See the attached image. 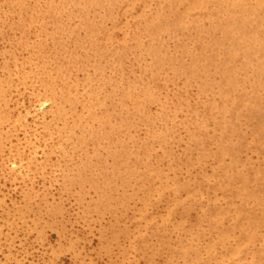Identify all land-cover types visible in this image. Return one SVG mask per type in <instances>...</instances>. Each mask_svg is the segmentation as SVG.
Wrapping results in <instances>:
<instances>
[{
  "label": "rangeland",
  "instance_id": "rangeland-1",
  "mask_svg": "<svg viewBox=\"0 0 264 264\" xmlns=\"http://www.w3.org/2000/svg\"><path fill=\"white\" fill-rule=\"evenodd\" d=\"M233 1L227 9L221 0H82L65 16L40 10L45 32L39 23L22 29L21 18L2 21L0 264H184L164 244L178 246L204 222L192 196L231 205L239 222L243 207H264V98L250 92L251 80H264V0ZM104 32L107 53L94 43ZM68 85L79 101L57 92ZM188 91L181 106L167 105V94ZM76 102L92 107L79 112ZM165 116L174 121L163 132ZM113 178L119 184L108 190L121 188L127 212L114 198L99 202V181ZM140 185L153 203L136 200ZM138 212L148 229L132 245L150 244L149 261L123 234ZM163 219L161 231L149 227ZM112 229L117 239L106 245ZM201 229L194 248L209 255L213 232ZM211 257L208 264H264V246Z\"/></svg>",
  "mask_w": 264,
  "mask_h": 264
},
{
  "label": "bare ground",
  "instance_id": "bare-ground-1",
  "mask_svg": "<svg viewBox=\"0 0 264 264\" xmlns=\"http://www.w3.org/2000/svg\"><path fill=\"white\" fill-rule=\"evenodd\" d=\"M109 1L111 3L117 5L118 7L121 6L118 4L119 3L118 0H109ZM30 2H33V3H30ZM73 2H75V3L76 2H82V0H65L63 3H60V2L54 3L50 0H19V1L0 0V30H2V27H3L1 24L9 25V23H4V22L2 23V21H6L5 19L12 16L10 18L15 17V18H21L22 19L21 20L22 21L21 22L22 29L28 30L27 27L30 24L39 23L40 25H42L44 27V32H45L46 28L51 27V25L48 22L41 23V21L39 20V13L41 14V12H39V11L40 10L43 11L44 8L47 7L50 10L51 14L56 15V16H65L68 12L70 4H72ZM4 4L10 5L11 9L8 12L7 11L5 12L3 10ZM220 4L222 7H224V5H225L226 8L229 9V7H230L229 5L234 4V1L233 0H221ZM1 8H2V10H1ZM256 17H258V16H256ZM10 18H8L7 20H9ZM257 20L260 21L261 18L258 17ZM106 34H107V32H104V36H105L104 41L102 40L101 42H98V43L94 42L95 45L97 47L101 48L104 52L106 51V48L109 47L108 42L106 41ZM246 45L248 46V47H246L248 50L252 51L255 49L254 41L247 42ZM23 47H24V45H23ZM106 53H107V51H106ZM169 57H170V59H173V58H171V56H169ZM124 69H125V76L128 77L129 76L128 70L126 67H124ZM195 72H196V70H195ZM245 72H246V75L248 77L253 76L252 74H255V72L252 73L249 70H246ZM198 73L200 74L201 72H198ZM195 74H197V72ZM201 76H204V75L201 74ZM205 76H204V78H205ZM208 76H209V74H208ZM166 79H167V77H166ZM204 80H207V78ZM251 81H252V84L250 85V92L253 91L252 93L255 94V96L261 97L263 99L264 98V80L262 82L260 80V78L257 77ZM227 82H229V81H227ZM194 87H195V94L197 96L196 98H198V96L203 94L202 91L204 90V84H203V86L202 85H194ZM59 90H61V89H59ZM211 90H213V89H211ZM57 92L60 95L67 96L72 100H78L79 101L80 96H81L80 92L77 91L75 88H73L70 85H68L66 87V90H64V92H60V91H57ZM188 95H191L190 91L182 92L176 99L171 95V93L167 94V97H166L167 105L172 106V104H175V105L177 104L178 106H181L182 102L186 99V97ZM178 99H180V100H178ZM76 105H77V110L79 112H81L84 109H87L86 106L92 107L90 102H86V106L82 103H79V102H76ZM197 107L198 106L194 105L193 108H191V109L195 110V109H197ZM210 110H211V108H210ZM210 112H211V114L213 113L212 110ZM91 119H92V115L90 114V112H87L86 121H90ZM173 121L174 120H173L172 116H170V117L165 116V119L163 121L164 126H162L163 132H166L167 129H170L173 127V124H172ZM66 153H68V152H66ZM77 155H78V153H77ZM156 176H158V174H156ZM221 178H224V176L220 175L218 178H216V180H215L216 183H215V185H213L214 192H216V191L219 192V187H218L217 183H219L221 181ZM73 182H74V180H73ZM87 182H88L87 179L80 180L81 190L84 192V194H83L84 196L86 194L85 184ZM201 182H202V180H201ZM201 182L199 180H195V183H196L198 189L200 188ZM108 183H111L114 185L119 184L118 180H116L114 178L111 179L109 182L99 181L98 186H99V192L101 193L100 194L101 197L99 198V200H100L99 202H101L102 199H104L106 201L109 197L114 198L119 202V206H118L117 210L127 212V209L124 207V204H126L125 200L127 199V197H124L121 188L117 189V191H114L112 193L109 192L108 186H107ZM136 195H137L136 200H139L143 203L144 202L153 203V201L155 199L154 195H153V191L152 190L145 191V188L143 187V185H140L137 188ZM78 196H79V194H78ZM199 197H200V194H197L195 196H192L189 200L192 203V207H191L192 211H195L196 213H198V216L200 214L199 213L200 209L202 208L204 210L203 215H200V217L204 218L203 223L204 224L206 223L213 232V238L211 240L210 245L205 247V249L207 250V254H209V255H206V253L204 254L203 250L201 248L200 249L194 248L195 246H197L196 245L197 240L200 237V235L202 234L201 226L203 223L199 224L197 222L194 225V227L192 228V230L189 231L191 233V232H193V230H196V232H194L191 235L188 233V235L185 239L187 241L180 243L178 246H171L168 243L164 244V245H167L166 248L169 250V253L173 257V259H175V261H173V262H178L177 260H179V263H184V264H208V261L213 259V257H211V256H213V253H215V252H217L218 254H221V257L225 256L224 258H228L229 256L237 257L238 252L241 248L254 247V246H261V247L264 246V242H255L257 234L261 235V233H264V207L260 208V209L253 207L252 210L248 208L247 211H246V208L243 207L241 212H243L246 215L247 219L244 222H241V221L239 222L237 220V215L240 211L236 210L231 205L224 208L218 203L217 199L204 200L203 198H199ZM212 206H214V207H212ZM192 211H190V212H192ZM190 212H186V213L189 214ZM143 218H145V216L142 212L133 213L131 215V218H130L133 221L132 229H129L127 231H123V234L125 235L126 239L128 240L127 242H128L129 250L134 252V253H137V254L141 253L143 255H145V252H146L147 253V260L146 261H149L150 257H152V254L154 253L153 247L150 244H147L142 248H136V250L133 248V245H132L134 242H138V241H136L137 239H135V237H137L136 233L138 231L141 232L143 230L148 229V228L146 229V227L144 229L140 225V222ZM225 221H227V224H225ZM167 223H168V221L166 219L153 220V223L149 227L153 231H161L162 228ZM217 229H222L223 235H220V233L216 232ZM115 230L118 232L117 229H112L109 233V236L108 235L106 236V243H107L106 245H109L110 243L114 242L117 239V232H115ZM107 240H109L110 242H108ZM192 252L195 253L194 257H191ZM222 262H224V259L221 260V263ZM175 264H177V263H175Z\"/></svg>",
  "mask_w": 264,
  "mask_h": 264
}]
</instances>
